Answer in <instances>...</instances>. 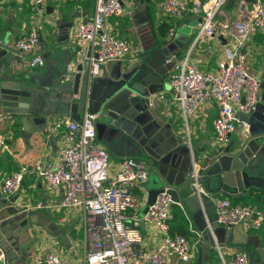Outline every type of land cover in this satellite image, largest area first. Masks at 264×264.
<instances>
[{
	"label": "crops",
	"instance_id": "1",
	"mask_svg": "<svg viewBox=\"0 0 264 264\" xmlns=\"http://www.w3.org/2000/svg\"><path fill=\"white\" fill-rule=\"evenodd\" d=\"M43 1L44 12L39 16L35 14L31 0H0L1 49L4 47L13 50L19 38L35 30L40 38L37 52L45 60L43 68L32 69L29 57L20 56V60L14 61L11 69L0 79L15 81L19 85L35 89L31 95L28 114L10 117L0 113V133L7 144L6 149L0 148V237L7 248H0L5 254V264H29L35 257L52 251L65 256L72 264H83L85 247L82 217L78 211H65L61 208V188L48 191L43 182L30 172L24 177L13 198L6 197L1 192L3 181L20 167L31 169L37 160L52 163L57 161L60 152L67 146V140L65 126L56 128V123L71 119L65 116L70 113V101L78 100L62 90H51L45 78L51 72H75L72 47L69 43L58 45L54 40L56 23L72 20L74 29L77 24L93 16L95 0ZM119 1L124 13L118 18H108L106 30L110 35L129 42L132 50L140 53L102 66L90 87L84 85L83 103L78 107L77 115L80 120L87 111L90 112L92 102L93 107L104 100L110 87L128 71H135V77H140L145 85L154 84V97L163 94L167 98L166 103H156L153 108L141 101L135 102L134 106L122 90L108 102L113 109L112 117H116V120L111 121L100 113L96 120L98 140L109 151L112 175L124 157L144 159L150 163L147 182L135 189L134 194L142 202L137 212L142 246L152 249L161 235L151 224L142 221L148 206L149 191L161 187L181 188L189 184L195 159H202L199 165L208 163V173L218 170V165H213L217 160L215 155L219 146L212 139V121L216 118L219 107L214 101H209L194 116L188 118L186 127L179 107L171 101L169 79L173 70L165 64V59L171 55L179 61L188 57L189 62L201 70L212 72L223 58L225 49L237 48L244 57L248 73L258 79V94L264 100V70H260L264 36L257 34L243 44L238 42L233 23L240 17L241 0H230L224 6L222 14L230 28L228 31H220L214 37H198L196 29L202 10L195 9L193 2L204 4L206 0H179L183 8L180 19L164 14L153 0ZM48 8L53 10L52 14L47 13ZM75 13L80 16L75 17ZM216 19L221 21L223 17L217 16ZM191 22H195L193 33L185 31V25ZM171 28L175 31L174 37L169 40L167 35ZM13 52L15 56H19L16 51ZM62 60H65L64 67L61 66ZM69 65L71 68H68ZM57 77L51 85L59 83ZM31 79H37V83H31ZM44 80L46 84L42 86L40 83ZM116 112L119 113L118 116L115 115ZM100 117L102 119L99 121ZM244 130L239 125L236 127L230 137L231 148H237L244 142ZM193 150L197 151L196 155ZM205 157L208 161H203ZM202 173L200 183L209 195L227 198L233 204L264 212V169H252L248 173L247 178L254 179L257 184H250L245 188L243 185L242 188L236 185L226 191L223 187L218 190L216 181L210 184L209 190L205 182H202ZM231 181L235 183V178L231 177ZM4 197L9 200L3 201ZM174 205L168 223L169 235L187 238L192 247V260L182 263L173 258L168 264H221L213 244L204 243L198 238L203 228L204 233L212 234L209 230L210 221L215 222L212 200L202 196L200 202L199 197L194 196L186 204ZM178 211L184 220L178 216ZM179 218L186 222L179 225ZM223 237L225 236L221 238ZM232 240V244L226 241L222 244L225 246L222 250L226 260L230 258L231 250L242 248L249 252L250 264H264V223L258 231L236 229ZM203 244L206 247L203 248Z\"/></svg>",
	"mask_w": 264,
	"mask_h": 264
},
{
	"label": "built area",
	"instance_id": "2",
	"mask_svg": "<svg viewBox=\"0 0 264 264\" xmlns=\"http://www.w3.org/2000/svg\"><path fill=\"white\" fill-rule=\"evenodd\" d=\"M167 16L180 19L183 8L179 0H153ZM230 0H206L204 4L194 1L195 9L202 10V17L196 25L198 37H214L220 31L230 28L222 9ZM43 0H31L36 15L44 12ZM124 13L119 0H95L94 14L90 19L73 26L69 31V41L74 51L75 64H85L87 73L84 85L90 87L94 77L107 63L123 61L140 52L132 50L129 42L110 35L106 21L118 18ZM240 17L233 23L239 43L249 41L259 34L264 36V0H253L250 4L241 0ZM217 16L223 17L221 21ZM73 29V30H72ZM72 31V32H71ZM174 28L169 29L168 39L174 37ZM71 33V34H70ZM40 38L38 32L30 31L19 38L13 50L19 56L29 57L30 68H43L45 60L37 52ZM165 64L172 68L169 79L171 101L179 107L181 117L187 127L188 118L194 116L209 101L218 105V113L212 121V139L219 147L228 146L230 137L239 125L246 129L248 124L240 122L237 114H251L260 101L259 81L248 73L244 57L236 49H225L223 58L214 71H203L190 63L188 57L179 61L171 55ZM68 68H71L69 65ZM260 70H264V53L260 60ZM78 98V97H76ZM167 98L153 94L146 98V104L153 108L156 103H166ZM98 114L86 112L79 121L66 119L57 122L56 128H66L67 146L59 154L55 163L37 160L31 169L20 167L7 177L1 192L6 197L16 194L24 177L32 173L40 179L48 191L63 190L61 208L78 211L82 217L84 241L83 264H168L176 258L182 263L192 260V247L186 237L169 235L168 223L174 205L166 192L159 194L143 215L142 221L151 224L160 240L152 249L142 246L139 230L138 209L141 200L134 190L143 186L149 177L150 163L144 159L122 158L112 175L109 151L97 137L96 120ZM0 148L6 149V139L0 133ZM203 161H208L205 157ZM207 162L192 164L190 186L201 202L202 196L209 197L215 210V222L221 227H241L245 231H258L264 223V212L249 206L231 203L227 198L213 197L206 193L200 183V173L208 167ZM199 239L202 235L199 234ZM215 247L221 264H250L249 252L234 248L226 260L225 246L216 242ZM0 262L5 264V254L0 249ZM29 264H72L65 256L52 251L35 257Z\"/></svg>",
	"mask_w": 264,
	"mask_h": 264
},
{
	"label": "water",
	"instance_id": "3",
	"mask_svg": "<svg viewBox=\"0 0 264 264\" xmlns=\"http://www.w3.org/2000/svg\"><path fill=\"white\" fill-rule=\"evenodd\" d=\"M247 3H252L253 0H244ZM48 14H52L53 10L48 8ZM75 17H79L78 13L74 14ZM73 26V21H57L56 23V35L54 37L55 42L59 44L71 43L69 41V31ZM50 55V54H49ZM74 57V55H73ZM20 56H15L12 49L8 50L4 47H0V79L3 75H6L7 72L11 69V65L14 61L20 60ZM87 73V67L85 64H77L75 66V72L68 70H63L61 72L49 73L46 76V80L49 83L47 86L51 90H62L69 96L78 97V100L73 99L70 101L71 108L70 113L65 115L70 117L73 121H79L77 115L78 107L83 103V89H84V79ZM58 76L59 83L56 85H51V82L55 80V77ZM11 77V75H10ZM31 83H37V79H31ZM42 86H45L46 81L40 83ZM53 86V87H52ZM154 84L145 85L141 78L135 77V71L125 72L124 75L110 87V91L104 100H100L95 106L92 107L93 102L91 103L90 113L92 114H101L103 117H108L111 121L116 120V117H112V108L108 105V102L117 92L124 90V93L130 98V104L134 105L141 101V103L146 104V98L154 94L152 87ZM35 89H32L26 85H19L15 81H1L0 80V113H3L6 116L16 117L20 115L28 114L30 109V99L32 92ZM127 97V98H128ZM136 102V103H135ZM119 115L118 112L115 114ZM64 116V117H65ZM237 117L240 122H246L248 127L244 130V142L240 144L237 148H231L229 145L225 147H219L215 157L217 160L213 165H218V170L208 173L209 166L206 168L202 176V182H205L208 189H211L210 184L216 181L218 183V190L224 188L226 191L229 187H235L243 185L245 188L250 184H257L258 182L254 179H249V172L252 169L263 170L264 169V100H261L257 104L255 110L249 114H237ZM109 120V121H110ZM55 121V119L53 120ZM146 153L149 154V151L146 150ZM194 155L197 154L196 150H193ZM221 155L223 157H218ZM196 157V156H195ZM202 161V159L200 160ZM199 160L195 159V163L199 164ZM231 177L235 178V183L231 181ZM201 181V178H200ZM166 192L171 198L173 204L179 205L181 203L186 204L187 200L193 199L195 191L191 188L190 183L181 187H161L158 189H152L148 193V202L147 205L151 206L156 197ZM202 204L204 202L202 201ZM206 228V225L204 226ZM236 229H241V227H228L227 229L221 227L216 222H211L209 225V230L212 231V234L204 233V228L201 230L202 242L212 243L213 237L219 244H224L225 241L228 244L233 243V234ZM208 231V230H207ZM222 236L223 239L221 238ZM225 238V239H224ZM206 247V245H202ZM4 264V262H0Z\"/></svg>",
	"mask_w": 264,
	"mask_h": 264
},
{
	"label": "rangeland",
	"instance_id": "4",
	"mask_svg": "<svg viewBox=\"0 0 264 264\" xmlns=\"http://www.w3.org/2000/svg\"><path fill=\"white\" fill-rule=\"evenodd\" d=\"M186 27H185V31L186 32H192L193 33V30H192V28L195 26V22H191L190 24H188V25H185ZM65 63V60L63 61L62 60V64H61V66L62 67H64L66 64H64ZM102 119V117H100V119H99V121ZM200 178H201V175H200ZM15 195V194H14ZM14 195H13V197H14ZM12 197V196H11ZM12 197V198H13ZM9 200V198H6V197H4L3 198V201H5V202H7ZM17 224V222L15 223V225ZM19 229L21 228V225H19V227H18ZM7 238L8 239H11L10 237H8L7 236ZM4 240L0 237V247H2V248H4V250L7 248V244H4V242H3ZM1 249V248H0ZM9 249H10V247H9ZM2 250V249H1ZM10 264V263H9Z\"/></svg>",
	"mask_w": 264,
	"mask_h": 264
},
{
	"label": "trees",
	"instance_id": "5",
	"mask_svg": "<svg viewBox=\"0 0 264 264\" xmlns=\"http://www.w3.org/2000/svg\"><path fill=\"white\" fill-rule=\"evenodd\" d=\"M202 174L204 175L205 173H202ZM173 207L175 208V205H173ZM174 215H175V212H174ZM178 216L181 217L182 220H184L183 216L179 213V211H178ZM181 219L179 218V221H177L179 225H183V222H186V221H180Z\"/></svg>",
	"mask_w": 264,
	"mask_h": 264
}]
</instances>
